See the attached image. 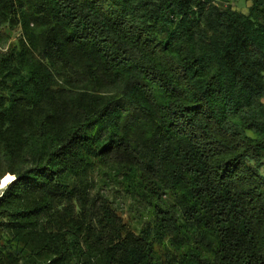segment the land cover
Segmentation results:
<instances>
[{
    "label": "trees",
    "instance_id": "trees-1",
    "mask_svg": "<svg viewBox=\"0 0 264 264\" xmlns=\"http://www.w3.org/2000/svg\"><path fill=\"white\" fill-rule=\"evenodd\" d=\"M0 0V264H264V0Z\"/></svg>",
    "mask_w": 264,
    "mask_h": 264
},
{
    "label": "rangeland",
    "instance_id": "rangeland-1",
    "mask_svg": "<svg viewBox=\"0 0 264 264\" xmlns=\"http://www.w3.org/2000/svg\"><path fill=\"white\" fill-rule=\"evenodd\" d=\"M252 1L251 0H240L237 3H235V7L244 13H248L249 7L251 6ZM5 177L2 181H4Z\"/></svg>",
    "mask_w": 264,
    "mask_h": 264
},
{
    "label": "clouds",
    "instance_id": "clouds-1",
    "mask_svg": "<svg viewBox=\"0 0 264 264\" xmlns=\"http://www.w3.org/2000/svg\"><path fill=\"white\" fill-rule=\"evenodd\" d=\"M10 178H13V179H10L7 183L4 184L3 187H0V195H3V189L9 184V182H11V181L16 179L15 176H11Z\"/></svg>",
    "mask_w": 264,
    "mask_h": 264
},
{
    "label": "snow or ice",
    "instance_id": "snow-or-ice-1",
    "mask_svg": "<svg viewBox=\"0 0 264 264\" xmlns=\"http://www.w3.org/2000/svg\"><path fill=\"white\" fill-rule=\"evenodd\" d=\"M10 179H13V178L7 177L4 179V181H0V187H3L4 184L7 183Z\"/></svg>",
    "mask_w": 264,
    "mask_h": 264
},
{
    "label": "bare ground",
    "instance_id": "bare-ground-1",
    "mask_svg": "<svg viewBox=\"0 0 264 264\" xmlns=\"http://www.w3.org/2000/svg\"><path fill=\"white\" fill-rule=\"evenodd\" d=\"M7 177H11V176H6L5 178H7Z\"/></svg>",
    "mask_w": 264,
    "mask_h": 264
}]
</instances>
